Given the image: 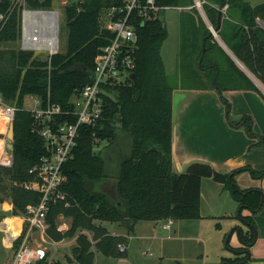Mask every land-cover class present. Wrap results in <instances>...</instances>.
I'll list each match as a JSON object with an SVG mask.
<instances>
[{"label": "trees", "instance_id": "obj_1", "mask_svg": "<svg viewBox=\"0 0 264 264\" xmlns=\"http://www.w3.org/2000/svg\"><path fill=\"white\" fill-rule=\"evenodd\" d=\"M211 26L234 56L241 68L218 43L205 23L196 0H155L157 17L137 25L138 40L133 54L136 67L126 82L108 86L110 95L104 97L103 113L95 125H82L76 139L74 157L64 165L66 181L62 186L69 206L64 202L50 205L47 233L54 241L75 238L68 264H96V251L103 258L126 256L117 245L126 243L121 235H113L103 225L117 223L129 233L139 220H178L200 217V187L204 177L220 182L240 211L258 210L261 193L258 189H241L234 176L248 170L252 176H264V169L238 167L220 172L212 166L191 163L184 172L172 169V91L161 49L168 29L160 15L169 8L182 7L179 17V71L182 87L216 89H253L260 93L264 87V1L251 4L248 0H199ZM122 0H78L63 9L67 43L63 52L38 59L32 51H11L16 61L12 77L0 75V92L16 106L13 119V164L0 165V202L9 198L12 215L25 212L27 205L36 204L40 193L22 187L30 181L29 169L45 153L43 138L32 131V112L24 108V97L35 95L42 105L47 101L69 106L74 91L85 85L92 74L94 58L111 39L112 34L100 21L103 10L120 5ZM53 0H25L31 9H50ZM10 0H0V14L9 11ZM225 7V8H224ZM21 6L14 8L0 30V42L20 36ZM252 77H251V76ZM185 79L189 81L185 83ZM257 83H256V82ZM184 83V84H183ZM264 95V94H262ZM228 114V107L226 108ZM62 118H60L61 120ZM242 124L253 136L250 116L234 122ZM251 146L264 148V135H257ZM105 146L95 149L102 141ZM116 178L117 199L102 190V184ZM16 182V183H14ZM69 219L66 231L57 229V217ZM0 213V220L2 219ZM240 217L248 222L240 238L247 249L255 237V224L250 216ZM92 234V239L88 236ZM94 241V242H93ZM12 253L18 246L13 245ZM95 249H93L92 248ZM243 254V253H242ZM13 255V254H12ZM246 254L225 263L243 260ZM12 258V257H11ZM45 259L33 264H45ZM56 264H60L56 262ZM181 264V263H177Z\"/></svg>", "mask_w": 264, "mask_h": 264}, {"label": "built area", "instance_id": "obj_2", "mask_svg": "<svg viewBox=\"0 0 264 264\" xmlns=\"http://www.w3.org/2000/svg\"><path fill=\"white\" fill-rule=\"evenodd\" d=\"M12 1L17 2L18 0ZM12 1L9 14L13 9ZM157 9L155 0H122L120 5H113L103 10L100 21L111 32L112 37L95 56L89 81L74 91L66 109L50 101L44 105L38 101V104L30 109L34 117L32 131L43 138L45 153L29 169V172L33 174V179L22 182L21 186L39 192L40 198L36 204L27 205L25 212L17 215L22 226L16 234L7 229L9 225L5 219L0 221V231L9 237L8 243L13 244L18 241L10 264H33L38 260L46 259L48 245L55 244V241L47 233L46 218L50 205L57 202H64L65 206L70 205V201L62 190L66 181L64 165L74 157L79 128L82 125L97 123L103 113L104 97L110 95L108 86L130 79L136 67L133 54L134 46L138 40L136 27L157 17ZM28 11L34 10H23L21 26L23 45L31 48H48L51 54L56 53L58 49V18H55L53 25L43 27L41 24L35 23L36 20L40 22L42 18L27 17L26 12ZM9 14L1 18L6 21ZM41 33H43V37H41ZM53 36L56 42H54ZM36 40H39L38 42L46 41L50 47L30 44ZM16 109L15 105L5 104L0 94V135H5L9 130ZM60 118L62 119L60 120ZM5 149L9 150L7 140L0 137V164L7 166L13 159V153L9 151V154L6 155ZM62 219L65 218L63 214H60L56 220L57 229L66 231L70 225L65 221L58 223ZM171 224L172 219H168L163 223V227L169 229ZM117 247L120 252L126 251L125 243H119Z\"/></svg>", "mask_w": 264, "mask_h": 264}, {"label": "crops", "instance_id": "obj_3", "mask_svg": "<svg viewBox=\"0 0 264 264\" xmlns=\"http://www.w3.org/2000/svg\"><path fill=\"white\" fill-rule=\"evenodd\" d=\"M248 1L251 4L259 3L256 2L258 0ZM163 23L168 32L171 31L173 36L176 37L179 17L175 18L170 13H165ZM171 32H169L166 40L169 39ZM170 51L171 54L177 55V65H174L175 69L177 66L179 68V43H177L176 48H173L171 42ZM181 79L182 75L179 71L178 81L174 84L175 87L172 91L171 159L173 171L184 172L193 162L206 163L220 172H230L244 166H250L255 170L264 169V148L251 146L252 143L257 141V135H264V95H262L264 90L259 87L262 93L253 89H228L219 92L211 88L182 87ZM185 83L189 84V81L185 79ZM38 101L40 99L37 97L35 106ZM245 115L251 117L252 130L256 133L253 136L248 133L242 124L238 126L233 124ZM234 178L238 187L260 191L261 202L258 210L251 211L244 208L240 211L238 202L232 198L220 182H216L210 177H204L200 187V217L197 219L208 220L214 217L234 219L244 211L245 215L243 216H250L253 219L255 237L252 242H249L247 249H242L244 243L239 233L240 230L246 231L249 226L247 224L245 228H242L239 224H234L225 244L230 243L231 253L237 255L228 259L233 260L238 255L243 254H246V257L238 262L228 264H264V176L255 177L248 170H243L238 172ZM14 218H18V216L12 215L10 218L7 217L5 221L12 226V229L19 232L22 226L21 221L19 218L18 222L17 220L14 221ZM113 224L117 227L115 223ZM172 224H174V220H172ZM118 226L124 228L122 225ZM172 230L174 233L179 232V225ZM108 231L113 235L126 236L122 229L121 231H110L108 229ZM0 234H2L0 264H10L12 254L8 255L7 252L12 244L8 243L9 237L4 232ZM75 238L76 236L66 238L68 241L62 239L49 245L51 248H56L68 242L74 243ZM49 245L48 251L50 249ZM50 257H52V254ZM114 260L102 256L100 259L97 256V261L102 264H115ZM47 264H49L48 261Z\"/></svg>", "mask_w": 264, "mask_h": 264}, {"label": "rangeland", "instance_id": "obj_4", "mask_svg": "<svg viewBox=\"0 0 264 264\" xmlns=\"http://www.w3.org/2000/svg\"><path fill=\"white\" fill-rule=\"evenodd\" d=\"M11 1L12 0H10V6ZM73 1L78 0H53V5L50 8V10H56L58 13V49L56 50V53L63 52L66 48L67 28L65 27L63 9L66 4H69ZM260 1L262 0H258L256 2ZM15 2L16 1H12L13 9L19 8L21 6L20 36L16 37L14 40L0 42V75L3 74L2 76H4L5 79L12 77L16 72V61L14 60L13 53L11 51H17L18 49L32 51L33 56L37 57L38 59H46L51 55L50 49L48 48H31L25 47L23 45L21 34L23 10H36L27 8L25 6V0H18L16 3ZM182 9L184 8L177 7L165 9V11H163V13L160 15V19L164 22L165 13H170L175 18L177 16L180 17V11ZM37 10H42V8H38ZM8 14V12L5 14H0V30H2L5 24V19H2L1 17ZM177 30L179 33V23ZM178 33H176L175 37L171 32L169 39L164 42L161 49L162 57L164 59L166 70L168 73V78L172 84H176L179 78L178 66L175 69V65H177V55L171 54L170 51L171 42L173 43V48H176V45L179 41V38H177V36H179ZM218 43L220 44V42ZM3 99L5 104L14 105L11 101H7L4 97ZM35 99H37L35 95H26L24 97L23 103L24 108L28 110L33 109L35 107ZM8 132L9 130H7L5 135H0V137H4L7 140V143L9 142ZM105 144L106 141L102 140L95 147V149L105 146ZM9 151L11 150L5 149L4 152L6 153V155H8ZM11 152L13 153V151ZM12 164L13 159L10 162V165L7 166H12ZM8 181L9 179L4 177L0 185H7L9 183ZM21 183L22 182L18 184L21 185ZM3 193V190L0 189V196L4 195ZM12 208L13 206L9 198H6L2 202H0V213H2L3 216L1 219L2 221L7 217L10 218L12 216ZM241 214L245 215V212L243 211ZM64 218L65 219L59 220L58 223H61V221H65L68 224L69 219L65 216ZM165 221L166 220H139L135 224L133 230H131L129 233H126L127 230L125 227L120 228L117 223H115L117 225L116 227L113 223L104 222L103 225L110 231H121L122 229V231H124V234L126 235H121L124 237V240L126 237V252L124 251L126 253V256L115 259V264H177L178 262L181 264H225L228 258L237 255L236 253H231L232 248L230 247V243L227 245L225 244L228 236H230L229 233L233 228L232 226L234 224H239L242 228H245L248 224V222L244 221V219L239 215H237V217H235L234 219H220V217H214L208 220L197 218L188 220L178 219L174 220V224L170 225L169 229L163 227V223H165ZM178 225L180 231L174 233L172 229L176 228ZM1 236L2 234H0V241ZM88 236L90 237V239H92L91 233H89ZM67 239L66 241H68ZM14 243L12 244V246H8L10 249L7 252L8 255L13 254L12 249H14ZM65 244L56 248H51V246L49 245L50 249L45 260L48 261L49 264H56V262L60 264H68L66 260L67 257H71V251L73 246L75 245V242H68L66 245ZM51 254L52 257H50ZM97 256L101 259L100 253L96 251V257ZM96 264L102 263L97 261Z\"/></svg>", "mask_w": 264, "mask_h": 264}, {"label": "water", "instance_id": "obj_5", "mask_svg": "<svg viewBox=\"0 0 264 264\" xmlns=\"http://www.w3.org/2000/svg\"><path fill=\"white\" fill-rule=\"evenodd\" d=\"M196 5L203 17V19L206 21V23L208 24L211 33L215 36V38L217 39L218 42H220L221 46L225 49V51L230 55V57H232V59L243 69L244 66L243 64L234 56V54L228 49V47L223 43V41L220 39V37L217 34V28L219 26V23L221 21V11L218 14V25L217 27H213L211 26V24L209 23V21L207 20L205 13L201 7V4L199 2V0H196ZM36 11H43V12H52L55 14L56 19H57V11L56 10H50V9H42V10H37ZM259 23L262 27H264V21L259 20ZM251 76V75H250ZM252 77V76H251ZM256 82V81H255ZM261 89H264V87H262L259 83L257 84ZM13 134H14V129H13V122H11L10 127H9V132H8V137H9V142L7 143V147L13 151ZM115 185H116V178H111L109 179L107 182H105L104 184H102V190L109 195L112 199L116 200L117 199V195H116V190H115Z\"/></svg>", "mask_w": 264, "mask_h": 264}, {"label": "bare ground", "instance_id": "obj_6", "mask_svg": "<svg viewBox=\"0 0 264 264\" xmlns=\"http://www.w3.org/2000/svg\"><path fill=\"white\" fill-rule=\"evenodd\" d=\"M26 16L27 17L34 16V17H38V18L40 17V18H42L40 20V22L38 20H36L35 23L37 25L41 24L43 27H45L47 25L50 26L51 24L53 25L54 24V21H55V18H56V16H55L54 13H52V12H43V11H28V12H26ZM43 36H44L43 33H41V37H43ZM52 38H54V42H56L55 37L53 36ZM38 41L39 40H36V42H32L30 44L31 45H34V46H48V47H50L49 45H47L48 42H46V41L42 42V40H41V42H38ZM54 46H55V44H54ZM14 219L17 220V222H18V218H14ZM7 229H10L11 232L14 233V234L17 233V231L15 229H12V226L11 225H9L7 227Z\"/></svg>", "mask_w": 264, "mask_h": 264}]
</instances>
